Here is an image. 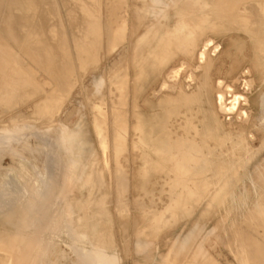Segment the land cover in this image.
Masks as SVG:
<instances>
[{
	"label": "rangeland",
	"instance_id": "obj_1",
	"mask_svg": "<svg viewBox=\"0 0 264 264\" xmlns=\"http://www.w3.org/2000/svg\"><path fill=\"white\" fill-rule=\"evenodd\" d=\"M0 17V83L25 94L0 102V264H264L243 212L264 193V0H0ZM123 75L117 150L92 129ZM191 145L204 166L181 167Z\"/></svg>",
	"mask_w": 264,
	"mask_h": 264
},
{
	"label": "bare ground",
	"instance_id": "obj_2",
	"mask_svg": "<svg viewBox=\"0 0 264 264\" xmlns=\"http://www.w3.org/2000/svg\"><path fill=\"white\" fill-rule=\"evenodd\" d=\"M29 12V11H28ZM3 15V14H2ZM2 17V16H1ZM0 17V21H1V18ZM31 21H30V19H22V20H20V25L21 24H27V23H30ZM0 27H1V24H0ZM6 31V30H5ZM18 31V30H17ZM38 31H40L41 32V36L35 41V43H36V45H39L40 46V48H44V47H46V45H47V39H46V35H45V32H43L42 30H39L38 29ZM8 34V36L9 37H11V35L9 34V33H7ZM49 34V33H48ZM160 35V34H159ZM2 38L3 37H1L0 38V46H2V45H4V42L5 41H2ZM94 37L92 36L91 37V39H93ZM119 34L117 33L116 34V37H115V40H114V42H113V44L115 45V43H117V40H119ZM142 41H144V42H146L145 41V39L144 38H141V42ZM13 42V41H12ZM30 42V41H29ZM14 43V42H13ZM27 43V42H26ZM22 44V43H21ZM24 44V43H23ZM29 44V43H28ZM6 47H7V45H5ZM23 46H25V45H23ZM31 46V45H30ZM30 46H28V47H30ZM9 47V46H8ZM11 48L13 47V46H10ZM27 47V48H28ZM100 47V46H99ZM2 48H3V46H2ZM5 48V47H4ZM16 48V47H15ZM21 48V47H20ZM97 48V44L96 43H94L93 44V46H90V48H84V52H83V54H81V57H80V60H81V64L79 65V67H81V69H87V68H89V67H91V66H94V65H96V64H99V62H100V60H102V59H100L101 57V55L98 53V50L96 49ZM0 49H1V47H0ZM6 49V48H5ZM4 49V51H6ZM10 49V48H9ZM13 49V48H12ZM29 50H31V47L30 48H28ZM141 49H142V47H141ZM144 49V48H143ZM11 50V49H10ZM14 50V49H13ZM20 50H24V48L22 49H20ZM3 52V51H2ZM1 52V53H2ZM7 52V51H6ZM102 52V51H101ZM138 52V51H137ZM142 52V51H141ZM140 51L138 52V54L140 55V56H142ZM0 53V54H1ZM11 53H12V50H11V52H9V54H10V56H12L11 55ZM76 53V52H75ZM141 53V54H140ZM8 54V55H9ZM16 54V53H15ZM60 54V53H59ZM143 54H144V52H143ZM2 55V54H1ZM4 55V54H3ZM7 55V54H6ZM36 55V54H35ZM100 55V56H99ZM135 55H137V53L135 54ZM16 56V55H15ZM14 56V57H15ZM32 56H34L33 54H32ZM2 57V59H3V56H1ZM20 57V56H19ZM38 56H36V58H37ZM137 57L138 56H136L135 57V59L137 60ZM143 57V56H142ZM142 57H141V59H142ZM5 58H8V57H5ZM12 58V57H11ZM33 58V57H32ZM140 58V57H139ZM144 58V57H143ZM1 59V58H0ZM38 59H39V57H38ZM133 59H134V57H133ZM145 59V58H144ZM144 59H142V60H144ZM5 60V59H4ZM3 60V61H4ZM8 60H10V58H8ZM15 60V59H14ZM19 60V59H18ZM142 60H139V61H141L142 62ZM0 61H2V60H0ZM2 61V62H3ZM20 61V60H19ZM39 61V60H38ZM135 60H133V62H134ZM5 62V61H4ZM7 62V61H6ZM5 62V63H6ZM11 62V63H10ZM10 62H9V64H12V59L10 60ZM56 62V61H55ZM77 62H78V60H77ZM140 62V63H141ZM15 63L17 64V61H15ZM19 63V62H18ZM144 63V62H143ZM8 64V65H9ZM20 64V63H19ZM36 64V63H35ZM45 64H47V63H44V65ZM50 64V63H49ZM137 64H139V62H137ZM5 65V64H4ZM8 65H7V63H6V65L5 66H7V68H8ZM15 65V64H14ZM41 65V64H40ZM52 65V64H51ZM77 65V66H78ZM134 65V64H133ZM140 65L141 64H139L138 66H139V69H140ZM143 65V64H142ZM4 66V67H5ZM16 66V65H15ZM76 66V68H78ZM2 67V66H1ZM0 67V68H1ZM14 67V66H13ZM13 67H10V68H13ZM18 67V66H17ZM20 67H21V65H20ZM23 67V66H22ZM21 67V68H22ZM142 67V66H141ZM6 68V67H5ZM9 68V69H10ZM44 68H46V67H44ZM55 68V67H54ZM135 68V67H134ZM1 69H3V68H1ZM25 69V68H24ZM24 69L22 68V70H23V72H24ZM79 69V68H78ZM80 69V70H81ZM137 69V68H136ZM5 70H8V69H5ZM28 70V69H27ZM31 70V69H30ZM50 70V69H49ZM142 70H143V68H142ZM141 70V71H142ZM3 71V73L5 74V71L4 70H2ZM10 71V70H9ZM11 71H13V70H11ZM10 71V72H11ZM16 71V70H15ZM33 71V70H32ZM67 74H69V75H71V73H72V67L71 66H69L68 68H67ZM77 71V70H76ZM137 71V70H136ZM140 71V70H139ZM14 72V71H13ZM18 72H19V69H18ZM17 72V73H18ZM22 72V71H21ZM22 72V73H23ZM27 72V71H26ZM31 72V71H30ZM75 72V71H74ZM78 72H79V70H78ZM78 72H77V74H78ZM82 72H83V70H82ZM2 73V72H1ZM2 73V74H3ZM7 73H9V72H7ZM17 73H14L15 74V77L17 78L18 76H16V74ZM135 73V72H134ZM1 74V76L2 77H4V74L2 75ZM9 74H11V73H9ZM9 74H7V75H9ZM24 74H26L25 72H24ZM28 74V73H27ZM137 74V73H136ZM138 74H139V72H138ZM140 74H142V73H140ZM22 75V74H21ZM31 75V74H30ZM51 75V74H50ZM79 75H81L80 74V72H79ZM6 76V75H5ZM12 76V75H11ZM2 77L0 78V79H2ZM10 77V76H9ZM14 77V76H13ZM80 77V76H79ZM137 77H138V75H137ZM5 79V78H4ZM11 79H12V77H11ZM21 79V78H20ZM135 79V78H134ZM14 80V79H13ZM24 80V79H23ZM22 80V81H23ZM80 81L82 80V79H79ZM1 81V80H0ZM8 81H10V80H7V82H5V84L7 83V86H8ZM18 81V80H17ZM26 81H27V79H26ZM25 81V82H26ZM30 81V80H29ZM32 81V80H31ZM31 81L29 82V83H31ZM34 81V80H33ZM32 81V82H33ZM4 82H1L0 84H2V83H4ZM12 81H10L9 83H11ZM14 82V81H13ZM78 82V81H77ZM19 83H20V81H19ZM24 83V82H23ZM27 83V82H26ZM113 83L115 84V87H116V89L118 90V94H120V104L119 105H117L113 110H114V117H113V119H111V122L110 123H108V121H107V111L106 110H104L102 107H99L97 110H95L94 112H95V114H94V125H93V128L94 129H92V130H94L95 131V134H96V136L98 137V139H99V141L101 142V144H102V146L104 147L105 145H106V140H107V136H108V132H109V126H110V124H111V127H112V138H113V142H114V147H116L117 148V150L118 149H121V148H124L125 147V140H124V136H122V133H124V131H126V129H127V127H128V124H127V119H126V115H125V112H123V109H122V106H123V104H124V106H125V104H127L128 103V99L126 98V94H125V92H126V89H127V86H128V82H127V77H126V75H123V77H121V79L120 80H118V81H113ZM11 84H13V83H11ZM9 85V87H8V91L6 90V88H7V86H3L4 88H2L1 86H0V102H3V103H5L4 104V106H6V102L7 103H9L10 101H12L14 98H16L17 97V95L18 94H20L21 95V93H20V90H19V93H18V89H17V87H16V85ZM16 84V83H15ZM135 84V83H134ZM20 86V85H19ZM22 86V85H21ZM26 86V85H25ZM52 86H53V84H52ZM55 86V85H54ZM137 86V85H136ZM135 85H134V87H136ZM24 87V86H23ZM27 87V86H26ZM26 87H24V89L26 88ZM19 88V87H18ZM53 88H55V87H53ZM138 88V87H137ZM137 88H136V90H137ZM4 89L6 90V94H4L3 92H5L4 91ZM17 89V90H16ZM29 89V88H28ZM55 90V89H54ZM135 90V91H136ZM23 92H24V90H22ZM27 90H25V92H26ZM24 92V93H25ZM29 92H31V91H29ZM68 92V91H67ZM73 92V91H72ZM114 92V91H113ZM137 92H138V90H137ZM18 93V94H17ZM23 94V93H22ZM29 94V93H28ZM57 94H59V93H57ZM116 95H117V93H115ZM19 95V96H20ZM23 95H25V94H23ZM26 95H27V93H26ZM34 95H35V93H34ZM33 95V96H34ZM39 96V95H38ZM118 96V95H117ZM21 97H22V95H21ZM20 97V98H21ZM25 98V97H24ZM33 98H35V97H33ZM32 98V99H33ZM65 98V97H64ZM63 98V99H64ZM23 99V98H22ZM59 99V98H58ZM62 99V98H61ZM114 99V98H113ZM116 99V98H115ZM61 101V100H60ZM164 101V100H163ZM116 102V101H115ZM2 104V103H1ZM0 104V105H1ZM12 104V103H11ZM134 104H136V102L134 103ZM4 106H2V108L4 107ZM8 106H9V104H8ZM57 106V105H56ZM111 106V105H110ZM134 106H136V105H134ZM166 106V105H165ZM126 107V106H125ZM138 107V106H137ZM134 108H136V107H134ZM169 108V107H168ZM108 109V108H107ZM136 109H138V108H136ZM167 109V108H166ZM109 111V110H108ZM125 111H126V109H125ZM135 111V110H134ZM164 111H167V110H164ZM166 113V112H165ZM167 113H168V111H167ZM134 114V113H133ZM135 114H137V113H135ZM139 114V113H138ZM167 115V114H166ZM168 116V115H167ZM134 118H136L135 117V115H134ZM167 118V117H166ZM137 120V119H136ZM165 120H167V119H165ZM167 122V121H166ZM136 123H138V122H136ZM134 124V125H137V124ZM91 124V123H90ZM139 124V123H138ZM133 126V125H132ZM140 126V125H139ZM133 129H134V127H133ZM206 131V130H205ZM136 132H137V130H136ZM80 137H82V136H80ZM202 137V136H201ZM138 138H140V137H138ZM82 139V138H81ZM139 140H141V139H139ZM136 141V140H135ZM138 141V140H137ZM133 143H134V141H132ZM139 142H141V141H139ZM187 142V141H186ZM138 143V142H137ZM135 144V145H138V144ZM83 144H84V141L83 140H81L79 143H78V146H77V148L79 149V150H82L83 149ZM192 144V143H191ZM182 146H183V144H178V145H176V144H172V145H169V146H167L168 148V150H174L173 148L175 147V148H182ZM193 147H196V146H188V147H186L185 148V150H181V152L180 153H182L181 154V157H182V160H179V163L181 164V167H185V166H188L190 163H197V164H199L200 166H204V161H205V159L203 160V158H202V160H196V158L200 155H198V153H197V151H199V150H197L196 152L193 150ZM137 149H138V147H137ZM179 150V149H178ZM178 153H179V151H178ZM201 157V156H200ZM206 159H208V158H206ZM210 159V158H209ZM93 161V160H92ZM96 161V160H95ZM94 162V161H93ZM97 162V161H96ZM210 163V162H209ZM27 164V163H26ZM91 164H93L92 162H91ZM90 164V165H91ZM95 164V163H94ZM96 167H97V165H96ZM91 168V167H90ZM230 168V167H229ZM96 169L97 168H95L94 169V171H96ZM86 170V169H85ZM92 170V169H91ZM186 171H187V167H186ZM91 172H93V171H91ZM89 173V172H88ZM87 173V174H88ZM84 174V173H83ZM87 174H86V177H88L87 176ZM98 174V175H97ZM96 175V178H97V180H98V182L101 180V176H100V174H99V172L97 173ZM89 175V174H88ZM90 176V175H89ZM188 176V175H187ZM84 178L85 177V175L84 176H81V178ZM85 177V178H86ZM92 177V176H91ZM181 177V176H180ZM90 178V177H89ZM87 180L86 181H88V178H86ZM83 180V179H82ZM80 181L81 183L84 181ZM90 180V179H89ZM92 180V179H91ZM180 180V179H179ZM182 180V179H181ZM185 181H190L189 180V177H187L186 179H184ZM184 180H182V182L181 181H179V182H177V185H179L180 183V185H183L184 184ZM85 182V181H84ZM102 182V181H101ZM92 183V182H91ZM98 184V183H97ZM101 184V183H100ZM92 186V185H91ZM241 186V185H240ZM91 188V187H90ZM259 188V187H258ZM99 189V188H98ZM262 188H260V190H261ZM92 190V189H91ZM252 190V189H251ZM259 190V191H260ZM85 191V190H84ZM88 191H90L89 189H88ZM248 191V190H247ZM253 191V190H252ZM262 192V191H261ZM88 193V192H87ZM87 193H85V194H87ZM251 193V192H250ZM263 193V192H262ZM231 194H232V192H231ZM247 194H249L248 192H247ZM254 195V194H253ZM260 195V194H259ZM252 196V195H251ZM256 198V197H255ZM254 198V199H255ZM84 199H86V198H84ZM104 199L105 198H101L99 201H98V204L101 206V207H103L105 204H106V202L104 201ZM247 200H245V202L243 203V204H245L244 206H246L245 207V210L243 211L244 213H245V211H247V213H249L250 215V217H252V218H249L248 217V219H246L245 220V223L247 222V224H248V226L247 227H245L244 228V231L245 232H248L249 234H251L250 236H251V241H253V243L255 244H257L259 247H261L262 245H264V193L262 194V195H260V197L259 198H257V200L255 201V202H253L254 203V205H250L249 204V198H246ZM82 202H84V200L82 201ZM243 206V207H244ZM89 209V208H88ZM241 209H242V207H241ZM91 210V209H90ZM84 211V210H83ZM119 211H122V210H119ZM126 212V211H125ZM74 213H75V211H74ZM81 213H82V211H81ZM90 213V212H89ZM92 213V212H91ZM90 213V214H91ZM242 213V212H241ZM84 215V214H83ZM79 219V218H78ZM79 220H77V222H78ZM77 222H76V224H77ZM80 222V221H79ZM244 222V221H243ZM83 224V223H82ZM114 224V223H113ZM246 224V225H247ZM123 225V224H122ZM76 226H78V225H76ZM236 227H237V224L235 225ZM238 226H241L240 224L238 225ZM90 227V226H89ZM85 228V227H84ZM76 229H78V228H76ZM80 229V228H79ZM238 229V228H237ZM240 229V228H239ZM243 229V228H242ZM82 230H84V229H82ZM236 231H238V230H236ZM82 232V231H81ZM84 232H86V231H84ZM240 232H241V230H240ZM240 232H238V234H236V236L234 237V241H236L237 239H239L240 237ZM83 233V232H82ZM87 233V232H86ZM86 233H83V236L85 237H87V234ZM89 233V232H88ZM232 233H235V232H233L232 231ZM243 233V232H242ZM247 233V234H248ZM92 234V233H91ZM89 235V234H88ZM113 235H114V233H113ZM245 235V234H244ZM105 236V235H104ZM91 237H93L92 235H91ZM102 237V236H101ZM106 237V236H105ZM107 238V237H106ZM245 238V237H244ZM84 239V238H83ZM104 239V238H103ZM102 239V240H103ZM240 239H243V238H240ZM93 240H95V239H93ZM92 241V240H91ZM114 241V240H113ZM238 241V240H237ZM243 242V241H242ZM97 243V242H96ZM105 243H107V242H105ZM104 243V244H105ZM247 243V242H246ZM100 244V243H99ZM103 244V245H104ZM108 244V243H107ZM98 246V245H97ZM96 246V247H97ZM100 246V245H99ZM99 246L97 247V249L98 250H107L108 249V246H105L104 245V248L102 247H100L99 248ZM112 246V245H111ZM241 246H242V244H241ZM254 246V245H253ZM107 249H106V248ZM113 248V247H112ZM249 249V248H248ZM251 249H252V247H251ZM260 249V248H259ZM258 249V250H259ZM253 250V249H252ZM257 250V251H258ZM260 250H262V249H260ZM253 252V251H252Z\"/></svg>",
	"mask_w": 264,
	"mask_h": 264
}]
</instances>
